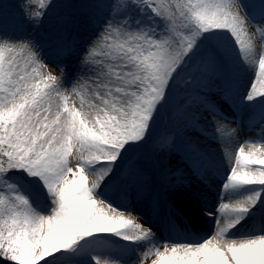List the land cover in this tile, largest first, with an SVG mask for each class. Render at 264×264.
I'll return each mask as SVG.
<instances>
[{
	"label": "snow or ice",
	"instance_id": "snow-or-ice-1",
	"mask_svg": "<svg viewBox=\"0 0 264 264\" xmlns=\"http://www.w3.org/2000/svg\"><path fill=\"white\" fill-rule=\"evenodd\" d=\"M54 7L0 2V264H264V0Z\"/></svg>",
	"mask_w": 264,
	"mask_h": 264
},
{
	"label": "rangeland",
	"instance_id": "rangeland-1",
	"mask_svg": "<svg viewBox=\"0 0 264 264\" xmlns=\"http://www.w3.org/2000/svg\"><path fill=\"white\" fill-rule=\"evenodd\" d=\"M0 2H3V3H8V4H18L19 0H0ZM78 2V0H53V4L56 5V7H54L49 13L48 15L46 16L45 20H44V29L55 34L56 30L59 29V26L61 25H57V22L54 20V18L60 13L61 14V10H62V7L64 4H67V3H76ZM66 12V9L64 10V13ZM59 14V15H60ZM65 16V15H64ZM63 18V17H62ZM62 18L59 19L60 23L62 24L63 20ZM20 23H22L23 25V28L25 29H28V30H31V25L26 21V20H23V21H19ZM254 29L253 28H249V32H253ZM261 49V45L259 44V42L256 43V51L259 52ZM56 72L58 74L59 70L56 69ZM235 125V124H233ZM252 133L253 135H256L257 132H258V128L255 129V130H249L247 128V126H245V129H244V132L243 133ZM141 223H143V221H139ZM41 264H43V262H41Z\"/></svg>",
	"mask_w": 264,
	"mask_h": 264
},
{
	"label": "bare ground",
	"instance_id": "bare-ground-1",
	"mask_svg": "<svg viewBox=\"0 0 264 264\" xmlns=\"http://www.w3.org/2000/svg\"><path fill=\"white\" fill-rule=\"evenodd\" d=\"M65 5V4H64ZM64 5L62 7V10H61V14L57 15L54 20L57 22V25H61L59 19L62 18V20H64L65 18V13H64ZM60 27V26H59ZM243 79L246 81L248 79L247 75H243ZM227 111V109H226ZM231 127H235V125H231ZM246 137H252V138H255L256 135H253L252 133H242L240 134L239 136L235 137V138H228V137H225L224 138V141H223V145L221 144H217V143H213V142H210L211 144V148L217 152L218 155H227L228 152L230 151H234L235 148L238 146V142H242L244 138ZM211 227H212V222L211 221H208L205 225H204V228L205 230L210 234L211 232Z\"/></svg>",
	"mask_w": 264,
	"mask_h": 264
}]
</instances>
